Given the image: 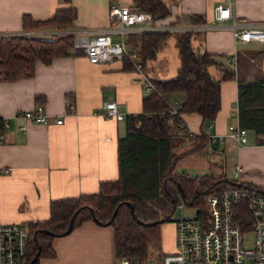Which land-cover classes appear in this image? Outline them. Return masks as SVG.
<instances>
[{"label": "crops", "instance_id": "crops-1", "mask_svg": "<svg viewBox=\"0 0 264 264\" xmlns=\"http://www.w3.org/2000/svg\"><path fill=\"white\" fill-rule=\"evenodd\" d=\"M152 1L151 13L155 22L173 25L179 31L191 30L194 43L231 70H236L237 66L236 60L235 67L228 61L231 56L237 59L239 51L245 54L256 51L249 45L253 40H235L230 25L239 21L264 25L262 0L233 1L231 17L215 23L214 5L227 0ZM112 3L134 6L133 0H0V32L27 31L22 26L24 14L32 20H45L58 8L66 7L76 9V18L72 26L64 28L100 29L113 25L108 16ZM112 37L117 39L118 35ZM132 39L127 37L128 47H133ZM126 66L125 59L92 63L84 54L72 52L54 57L47 64L37 59L32 76L0 80V119L8 122L7 126L0 125L2 222L44 221L49 217L51 200L93 193L100 182L117 178V139L126 132V115L141 112L142 99L148 93L132 68ZM161 66L157 67L160 72L164 70ZM157 74L150 76L151 79L159 77ZM67 98L74 104L72 112L67 111ZM167 98L181 101L183 95L179 93ZM220 100L215 119L204 125L207 138L209 134L226 133L229 124L238 123L235 79L221 82ZM106 101L115 102L117 116L102 114ZM37 103L42 104L50 116L46 123L26 122L17 115ZM56 118L61 122L57 123ZM181 118L190 132L200 133V115L181 112ZM23 124L25 127L21 129ZM246 137L247 141L242 145L229 138H208L202 149L210 157L204 165L211 171L196 175L220 176L225 173L226 177V165L232 168L239 164L237 176L231 169L232 178L264 186V144H256L252 129H246ZM181 144L185 148L181 151L176 148V152L186 153L176 163L177 173L182 158L200 153V149L190 150L193 141L189 138ZM217 163H221L220 167ZM7 168L10 169L5 171ZM113 240L111 225L85 220L65 235L53 237L54 254L40 257L38 264H115Z\"/></svg>", "mask_w": 264, "mask_h": 264}, {"label": "trees", "instance_id": "trees-1", "mask_svg": "<svg viewBox=\"0 0 264 264\" xmlns=\"http://www.w3.org/2000/svg\"><path fill=\"white\" fill-rule=\"evenodd\" d=\"M133 1L138 9L153 11L152 0ZM75 18L74 7L58 8L45 20H32L24 14L22 26L27 31L64 28L72 26ZM172 32L158 30L127 34L126 40L133 37L132 44L144 70ZM192 35L191 30L179 31L175 40L179 58L176 73L167 78L152 77L154 90L142 99V111L126 115V132L117 139V178L100 182L96 192L51 200L48 219L28 223L31 233L29 260L38 254L34 264H38L40 257L54 254L51 240L66 234L64 231L74 212L72 229L85 220L113 227L117 260L146 258L148 242L158 239L159 224L170 220L177 205V196L187 204L198 205L197 213H200L207 193L238 184L237 180L224 175L195 174L186 177L177 173L176 163L186 152H176V148L187 138L193 141L190 150L205 146L208 138L203 128L215 119L220 109L221 82L226 79H235L237 83L238 124L254 131L256 144H264V70L261 67L264 48L247 54L239 51L236 70H231L213 54L194 45ZM72 41V35H0V80L32 76L37 59L47 64L54 57L69 55L72 53ZM125 63L126 68H132L128 60L125 59ZM212 65L219 76L209 71ZM179 93L183 95L181 101L177 99L180 112H194L201 117L199 134L189 132L184 120L177 115L165 118H158L155 113L145 115L146 111L154 112L166 107L163 95L167 98ZM240 184L264 191V186L250 182ZM115 209L116 214L110 220ZM234 220L248 230L249 215L243 202L235 205Z\"/></svg>", "mask_w": 264, "mask_h": 264}, {"label": "built area", "instance_id": "built-area-1", "mask_svg": "<svg viewBox=\"0 0 264 264\" xmlns=\"http://www.w3.org/2000/svg\"><path fill=\"white\" fill-rule=\"evenodd\" d=\"M233 1L236 0L218 2L214 5V23L228 20L231 17ZM108 16L113 25L100 29L44 28L35 31L0 32V35L43 37L72 35L71 52L84 54L92 63L126 59L132 64V70L145 91L154 90L153 81L142 67L136 48L127 46L126 36L142 31H174L178 28H174L173 25L159 24L155 22L151 12L126 4L112 3L108 9ZM191 28L193 27H185V29ZM230 28L235 40L264 42V25L262 24L239 21V23L233 22ZM113 34H117L118 38L114 39ZM235 60L234 55L228 59L234 67ZM162 98L166 107L154 112L146 111L145 115L155 113L158 118H165L168 115L181 117L180 102L173 98L164 96ZM103 107L105 108L102 113L104 116L118 115L114 101L104 102ZM66 108L68 112L74 111V104L68 98ZM17 115L26 122L40 123H46L50 117L40 103L30 109L21 110ZM56 122L60 123L61 119L56 118ZM0 124L7 126L8 122L0 119ZM24 127V124L20 126L21 129ZM208 138L210 140L229 138L241 145L247 141L246 129L238 123L229 124L226 133L209 134ZM239 170V164L233 165L234 176L239 174ZM193 176L194 174H186V177ZM237 182L238 184H229L207 193L203 200V212L197 213V210L194 216H181L174 220L175 251L165 254L160 264H264V191L251 189L241 185L240 181ZM241 202L244 203L249 215L248 230L253 233L251 247L243 245V235L247 230L234 220V207ZM185 205V203H178L176 207L183 209ZM30 239L31 233L27 223H5L0 220V264H29ZM115 264L152 263L146 257L143 259L121 258L116 260Z\"/></svg>", "mask_w": 264, "mask_h": 264}, {"label": "rangeland", "instance_id": "rangeland-1", "mask_svg": "<svg viewBox=\"0 0 264 264\" xmlns=\"http://www.w3.org/2000/svg\"><path fill=\"white\" fill-rule=\"evenodd\" d=\"M264 1V0H262ZM38 29H34L31 31H35ZM179 35V30H176L170 34L166 40V42L160 45L156 51L155 57L147 63V68L145 71L149 76H154L157 74L159 77H171L176 73V68L179 63L177 47L175 45V40ZM198 39V37H197ZM194 45H198V43H194ZM253 50H259L264 47V42H250ZM202 50V49H201ZM221 62V61H220ZM162 64V66L160 65ZM164 67V70L160 72L157 67ZM262 69L264 70V63L262 64ZM209 71L215 75L219 76L218 71L215 66H210ZM155 72V73H154ZM179 151L183 150L185 147L181 144L177 147ZM204 148V147H203ZM200 153H195L192 155L185 156L180 160L177 165L179 173L183 174H201V173H210V169L207 168L204 163L210 159V157L206 154L205 149H200ZM195 158V159H194ZM221 163H217V166L220 167ZM233 168V167H232ZM230 165H226V177L228 179H236L232 178V169ZM185 203L184 200L177 196V203ZM185 207L183 209L176 207L173 211L170 220L164 221L159 224V237L158 239L154 238L148 242L147 245V257L151 261L152 264H160L161 259L167 253H172L175 250L173 249V225L174 220L181 217H191L194 216L196 211L199 210L198 205L196 204H187L185 203ZM253 244V233L251 230L245 231L243 235V245L246 247H251ZM171 249V250H170Z\"/></svg>", "mask_w": 264, "mask_h": 264}, {"label": "water", "instance_id": "water-1", "mask_svg": "<svg viewBox=\"0 0 264 264\" xmlns=\"http://www.w3.org/2000/svg\"><path fill=\"white\" fill-rule=\"evenodd\" d=\"M130 210L131 212L133 213V208H132V205H130ZM76 212L73 213V215L71 216L69 222H68V226L66 228V230L64 231L65 233H68L69 231H71L72 227H73V221H74V216H75ZM116 214V209L113 211L112 215H111V218L110 220L114 217V215ZM109 220V221H110ZM109 221L107 223H109ZM161 222V220H158ZM154 223V222H151V224ZM42 232H45V233H48L47 230H41ZM37 255L36 254L35 256L32 257V259L30 260V263L29 264H34L35 263V260L37 258Z\"/></svg>", "mask_w": 264, "mask_h": 264}, {"label": "bare ground", "instance_id": "bare-ground-1", "mask_svg": "<svg viewBox=\"0 0 264 264\" xmlns=\"http://www.w3.org/2000/svg\"><path fill=\"white\" fill-rule=\"evenodd\" d=\"M186 175V174H185Z\"/></svg>", "mask_w": 264, "mask_h": 264}]
</instances>
